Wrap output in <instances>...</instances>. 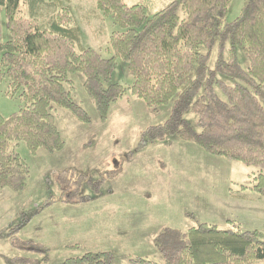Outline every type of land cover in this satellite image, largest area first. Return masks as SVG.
<instances>
[{"label": "trees", "instance_id": "16d2710c", "mask_svg": "<svg viewBox=\"0 0 264 264\" xmlns=\"http://www.w3.org/2000/svg\"><path fill=\"white\" fill-rule=\"evenodd\" d=\"M20 3L0 0L10 34L4 41L0 12V84L7 79L8 96L18 95L24 104L8 118L0 114L1 190L18 193L27 186L30 168L16 151L19 143H25L32 155L39 150L54 154L64 149L56 125L57 110L91 123L72 95L70 76L80 73L101 120L128 94L144 101L154 113L171 104L169 119L144 131L141 148L177 137L212 157L255 168L250 189L264 197V0H244L240 15L231 23L226 17L232 0H174L153 15L141 3L96 0L97 11L122 30L109 37V58L83 46L70 6L58 0V10L46 27L35 18L18 17ZM238 49L248 60L246 69L238 62ZM119 60L127 63L133 78L129 88L107 85ZM228 80L236 84L231 86ZM190 112L197 117V130L185 120ZM117 173H110V178ZM86 180L68 171L60 173L56 181L59 203H87L89 198H80ZM102 182L89 184L98 193ZM54 203L46 202L36 214ZM27 224L8 231L13 249L19 255H47L45 247L17 239ZM154 247L163 264H253L264 261V231L221 230L208 224L187 231L167 227L158 233ZM14 263L38 262L16 256ZM61 264H113V255L87 252ZM130 264L158 263L135 258Z\"/></svg>", "mask_w": 264, "mask_h": 264}, {"label": "rangeland", "instance_id": "374dc122", "mask_svg": "<svg viewBox=\"0 0 264 264\" xmlns=\"http://www.w3.org/2000/svg\"><path fill=\"white\" fill-rule=\"evenodd\" d=\"M57 1L21 0L18 17L35 18L47 27L58 10ZM59 1L72 9L83 46L111 57L109 37L122 30L97 11L96 0ZM123 1L127 5L144 4L153 15L174 0ZM243 5L244 0H232L227 23L240 15ZM0 12L3 40L8 41L10 34L3 8ZM216 55L214 50L212 67ZM238 62L243 69L248 67L241 49H238ZM70 79L74 101L92 121L81 123L60 109L56 112V125L65 142L62 151L49 154L39 150L32 155L25 143L16 146L30 168V178L21 192L0 189V264H15L16 256L32 259L36 264H61L87 252H109L113 264H130L135 258L163 264L154 240L167 227L187 231L208 224L221 230L264 231V197L250 189L254 185L255 168L212 157L177 137L141 148L144 131L164 124L170 117L171 104L154 113L144 101L128 94L112 106L104 121L85 91L84 76L76 73ZM227 83L236 84L230 80ZM109 84L131 87L133 78L126 62L118 61ZM7 92L6 79L0 84V114L5 118L24 107L18 95L10 97ZM185 120L198 129L195 114L187 113ZM66 171L87 178L81 184L80 198L89 199L77 208L59 203L56 181ZM112 172H118L117 176L110 178ZM101 179L99 192L95 193L89 182ZM48 201L56 203L36 214ZM26 222L17 239L45 247L47 255H19L13 249L8 231ZM67 244L78 248H65Z\"/></svg>", "mask_w": 264, "mask_h": 264}, {"label": "crops", "instance_id": "0c3cea01", "mask_svg": "<svg viewBox=\"0 0 264 264\" xmlns=\"http://www.w3.org/2000/svg\"><path fill=\"white\" fill-rule=\"evenodd\" d=\"M77 206H79V205H76V206L65 205V206H63V207H67V208H68V207H72V208H73V207H76V208H77ZM67 208H66V209H67ZM76 208H75V209H76ZM69 210H70V209H69ZM70 246H71V244H67V246H66L65 248H68V247H70ZM72 246H73V245H72Z\"/></svg>", "mask_w": 264, "mask_h": 264}]
</instances>
